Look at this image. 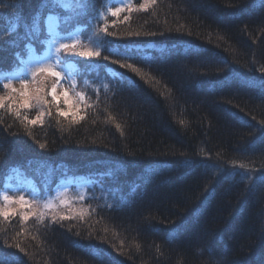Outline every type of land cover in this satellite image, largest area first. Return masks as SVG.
<instances>
[{"label": "trees", "instance_id": "16d2710c", "mask_svg": "<svg viewBox=\"0 0 264 264\" xmlns=\"http://www.w3.org/2000/svg\"><path fill=\"white\" fill-rule=\"evenodd\" d=\"M68 2L0 0V191L42 194L0 219V264H264V3ZM50 15L80 29L70 113L5 85Z\"/></svg>", "mask_w": 264, "mask_h": 264}, {"label": "rangeland", "instance_id": "374dc122", "mask_svg": "<svg viewBox=\"0 0 264 264\" xmlns=\"http://www.w3.org/2000/svg\"><path fill=\"white\" fill-rule=\"evenodd\" d=\"M132 0H116L117 9L122 10L131 3ZM65 5L70 4L68 0H61ZM49 29V40L43 52H38L34 47L30 48L28 55L21 59L18 68L13 70L6 78L5 85L13 91L21 93L27 98L35 97L47 99L48 92L53 97V88L55 89V101L63 103L66 112L79 107L84 99L83 89L80 86V79L75 66L71 62L61 61V52L63 44L71 45L78 38L79 30L68 32L58 28L56 16L50 15L47 18ZM42 69H52L59 72V77L54 76L50 71ZM45 76L56 78L54 84L44 81ZM5 77V76H4ZM42 83H39L38 80ZM46 79V78H45ZM80 84V85H79ZM65 92L67 96H65ZM67 101V102H66ZM89 183L87 177L71 176L68 181H64L56 192L59 196H68V191L74 184L76 187H82ZM41 193L35 180L21 170L11 172L5 186L0 191V219L7 212L17 209L15 207H27L29 209L42 208L40 204ZM7 196L8 199L4 197ZM21 197L23 200H21ZM16 213V212H15ZM12 214V213H9ZM8 214V215H9Z\"/></svg>", "mask_w": 264, "mask_h": 264}, {"label": "snow or ice", "instance_id": "6c2138e0", "mask_svg": "<svg viewBox=\"0 0 264 264\" xmlns=\"http://www.w3.org/2000/svg\"><path fill=\"white\" fill-rule=\"evenodd\" d=\"M261 2L264 3V0H261ZM119 11H120V9H116V11L113 12V15H116V13L119 12ZM73 47H74V46H73ZM62 48H64V49H68V48H69V45H68V44H63V45H62ZM80 55L85 56V57H92V56H97V57H98V56L100 55V53H99V52H95V53H93V52L89 51V52H83V53H80ZM42 70L50 71V72H51L54 76H56V77H59V75H60L59 72H55V71H53L52 69H42ZM54 93H55V89L53 88V99L55 100L56 97H55ZM64 95L67 96V93L65 92ZM66 102H67V101H66ZM64 114H65V113H64L63 111L60 112V115H64ZM30 123L35 124V123H36V120H32V121H30ZM43 147H44V145H41V148H43ZM4 198H5V199H8L7 196H5ZM21 200H23L22 197H21Z\"/></svg>", "mask_w": 264, "mask_h": 264}]
</instances>
